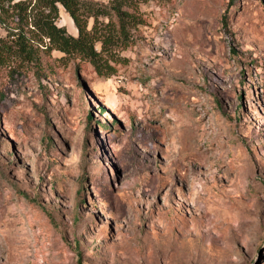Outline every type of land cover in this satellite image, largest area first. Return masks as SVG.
I'll return each mask as SVG.
<instances>
[{
  "label": "rangeland",
  "instance_id": "obj_1",
  "mask_svg": "<svg viewBox=\"0 0 264 264\" xmlns=\"http://www.w3.org/2000/svg\"><path fill=\"white\" fill-rule=\"evenodd\" d=\"M136 16L110 75L0 64V264H264V0Z\"/></svg>",
  "mask_w": 264,
  "mask_h": 264
},
{
  "label": "trees",
  "instance_id": "obj_2",
  "mask_svg": "<svg viewBox=\"0 0 264 264\" xmlns=\"http://www.w3.org/2000/svg\"><path fill=\"white\" fill-rule=\"evenodd\" d=\"M139 0H0V64L12 57L20 63H39V44L64 55L88 60L101 75L114 72L118 51L125 48L130 27L137 22ZM60 6L77 28L71 33L59 24ZM99 43V46L97 44ZM120 59V58H119Z\"/></svg>",
  "mask_w": 264,
  "mask_h": 264
}]
</instances>
